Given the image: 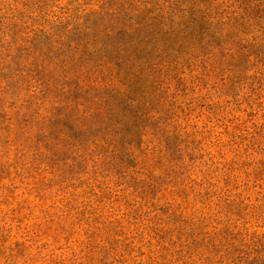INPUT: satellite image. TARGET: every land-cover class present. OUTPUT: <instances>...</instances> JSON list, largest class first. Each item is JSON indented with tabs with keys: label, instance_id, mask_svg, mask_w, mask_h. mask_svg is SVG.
<instances>
[{
	"label": "rangeland",
	"instance_id": "374dc122",
	"mask_svg": "<svg viewBox=\"0 0 264 264\" xmlns=\"http://www.w3.org/2000/svg\"><path fill=\"white\" fill-rule=\"evenodd\" d=\"M111 1L0 0V264H264V0L107 124L63 93L110 78L83 47Z\"/></svg>",
	"mask_w": 264,
	"mask_h": 264
},
{
	"label": "trees",
	"instance_id": "16d2710c",
	"mask_svg": "<svg viewBox=\"0 0 264 264\" xmlns=\"http://www.w3.org/2000/svg\"><path fill=\"white\" fill-rule=\"evenodd\" d=\"M111 2L102 11L108 18L100 24L103 31L93 41L88 34L83 47V56L91 57L87 60L94 64V73L99 70L97 74L110 78L79 80L74 91L63 93L70 106L76 105L71 99L77 98L79 108L102 114L107 124L114 123L115 112L125 113L123 119L131 113L129 119L135 122L140 108L144 107L143 116L149 114L148 76L154 77L158 68L170 65L171 58L177 62L197 47L233 49L235 44L250 40L249 30L258 22L253 24L252 9L242 0ZM78 53L82 55L80 50ZM64 103L69 106L67 102L59 106Z\"/></svg>",
	"mask_w": 264,
	"mask_h": 264
}]
</instances>
